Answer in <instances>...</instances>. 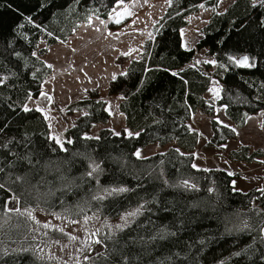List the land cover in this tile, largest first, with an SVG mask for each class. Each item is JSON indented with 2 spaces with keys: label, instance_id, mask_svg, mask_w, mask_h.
Masks as SVG:
<instances>
[{
  "label": "trees",
  "instance_id": "obj_1",
  "mask_svg": "<svg viewBox=\"0 0 264 264\" xmlns=\"http://www.w3.org/2000/svg\"><path fill=\"white\" fill-rule=\"evenodd\" d=\"M114 3L0 0V264H56L40 255L51 237L48 230L39 235L42 228L26 215L29 210L41 208L71 220L90 215L116 219L141 206V214L127 226L101 236L103 249L84 264H264V192L235 190V176L224 169L193 168L199 136L189 125L199 109L213 115L216 106H225L238 127L264 109V7L234 0L226 11L212 14L196 48L185 49L180 31L188 15L217 0H172L140 57L111 83V93L123 97L119 109L128 128L139 136L104 129L98 139L85 138L95 122L109 117L105 103L93 95L68 106L71 112L87 113L69 130L72 143L66 142L64 151L51 138L43 114L23 110L51 74L40 58L47 51L38 49L40 42L66 41L89 17L107 18ZM202 48L216 56L212 75L187 66ZM245 55L255 67L228 59ZM211 76L223 84L216 103L204 97ZM212 128L211 146L236 136L215 119ZM172 141L178 148L144 158L133 154L152 142ZM262 154H250L243 146L229 156L253 162ZM91 160L103 169L99 185L95 174L86 175ZM100 186L130 191L93 199L103 194ZM13 197L19 212L8 211Z\"/></svg>",
  "mask_w": 264,
  "mask_h": 264
},
{
  "label": "rangeland",
  "instance_id": "obj_2",
  "mask_svg": "<svg viewBox=\"0 0 264 264\" xmlns=\"http://www.w3.org/2000/svg\"><path fill=\"white\" fill-rule=\"evenodd\" d=\"M233 1L217 0L215 5L203 4V8L199 6L197 11L188 15V24L180 31L182 47L196 48L201 37V30L212 14L226 11ZM168 6L167 0H147V3L145 0H125L117 11L123 14L127 7L133 15L123 18L120 24L115 23L113 5L107 18L97 19V16H92L91 20L82 23L66 41H59L52 46H46L43 40L40 42L38 49L47 50L40 58L47 65H51V74L42 84L41 90L50 99L42 97L41 92L37 98H30L26 106L29 109H39L48 123L51 138L55 137L56 141H61L63 148L68 140H72L68 135L69 130L77 124L81 116L87 113V109L71 112L68 106L83 99H91L93 95L105 103V110L109 113V117L95 122L84 133L85 137H99L104 129L126 136H129L128 132L138 133L128 128L126 117L119 109L122 98L118 94L111 93V83L114 80L113 76L126 74L130 62L140 57L145 43L153 39L154 27L163 18ZM101 20L105 23L101 24ZM134 20L135 24H133ZM128 52H131L130 56L123 55ZM205 60L216 61V56L207 48H202L196 50L194 59L187 66L207 69L212 75L216 65L209 64V68H206L208 63H204ZM197 61L200 63H196ZM212 88H217L219 94L208 90L204 97L209 102L216 103L222 95L221 80L211 76L209 89ZM212 119L235 129L236 136L219 146H211L209 143L213 136ZM189 125L199 136L193 153L196 168H221L234 173L233 186L237 191L264 189V163H262L264 161V109L250 114L243 127H238L226 116L225 106H216L213 115L199 109L192 114ZM59 145L61 146L60 143ZM243 146L249 148L250 154L256 151L263 154L253 162L232 160L229 156L230 152ZM172 147L178 148L176 141L166 145L152 142L138 150L144 158L164 153ZM13 208H18L17 199L10 200L8 204V209ZM126 213L116 219L90 215L87 216L89 218L87 222H85L86 217L71 220L59 214L47 213L41 208L29 210L26 215L42 228L39 229L41 237L43 232L47 233V230L51 237V244L40 248L43 250H39L41 256L53 260L56 264H84L103 249L102 243L97 244L94 241L101 240V236L106 232L119 230L116 226L124 225L122 217ZM73 221L77 222L73 223ZM44 224H50V227L45 228Z\"/></svg>",
  "mask_w": 264,
  "mask_h": 264
},
{
  "label": "snow or ice",
  "instance_id": "obj_3",
  "mask_svg": "<svg viewBox=\"0 0 264 264\" xmlns=\"http://www.w3.org/2000/svg\"><path fill=\"white\" fill-rule=\"evenodd\" d=\"M78 2V0H77ZM125 3V0H115V3H114V7L112 9V12L115 14V23L117 24H120L122 19L127 17V16H131L133 15L132 12L128 11V8L125 7L124 9V13L122 14L121 12L117 11V8L120 6V5H123ZM145 3H147V0H145ZM167 3L169 6L172 5V0H167ZM200 7H204L203 4L200 5ZM253 7H264V0H253ZM28 22L31 23L32 20H31V17H28ZM97 19H99V16H97ZM89 20H91V17H89ZM101 24H104L105 22L103 20L100 21ZM136 21L134 20L133 21V24H135ZM262 23H264V21H262ZM19 27H23V25H20ZM39 27V26H38ZM99 30V29H97ZM49 35H51V33H49ZM111 35V34H110ZM118 35V34H117ZM33 55H35V53H33ZM123 55H131V52H128V53H123ZM229 61L233 62L234 64H236L237 66L239 67H244V68H253L255 67V62H250V58L249 56L245 55L243 57H240V58H236L234 56H229L228 57ZM196 63H200V61H197ZM204 63H208V64H212V65H216L217 64V61L215 60H205ZM48 67H51V65H48ZM219 67L221 68H224L225 65L223 64H220ZM173 75H175V73H173ZM116 77L113 76V79H115ZM214 83H218V82H214ZM209 91H212V92H216L217 94H219V90L217 88H212V89H209ZM41 96L42 97H45V98H48L50 99V97L47 96L46 93H41ZM123 98V97H121ZM25 112H28V111H31V109H29L27 106L24 107L23 109ZM39 110V109H37ZM126 132H128L127 129H125ZM232 131H235V129H232ZM116 135H120L119 133H116ZM128 135L129 136H132V135H136V136H139V133H131V132H128ZM87 139H93V138H96L98 139V137H85ZM53 139L55 140L56 138L53 137ZM57 143H60L61 144V148L62 150L64 151H67V149H63V145H62V142L57 140L56 141ZM67 143H72L71 140H68ZM222 147H227L226 145H222ZM137 158H143L141 156V152L139 150L135 151L133 153ZM29 163H31V161L29 160ZM262 163H264V161H262ZM89 167L91 168L90 171H88L86 173V175L88 177H93L94 174H95V178H96V183L97 185H99V174L102 173L103 169H101L100 167V164L97 163L95 160H91L90 163H89ZM193 168H196L197 166L195 164L192 165ZM0 171H3L2 168H0ZM229 175H234V173H229ZM17 179H22L21 177H17ZM185 186H187L188 182L187 181H184L183 182ZM235 184V181H233V185ZM3 187V184H0V188ZM194 187V185H193ZM99 191L102 192L103 194L100 195H94L93 196V199H96V200H103L105 197H112V196H118V195H121V194H124V193H127L130 191L129 188L127 187H120V186H117V187H104V186H100L99 188ZM258 191H261V192H264V189H258ZM13 200H16L17 198L16 197H13L12 198ZM141 207H138L136 208L135 210L133 211H129L127 212L123 217L122 219L124 220V225H117L116 227L118 229H122L123 227L127 226L131 220H134L138 215L141 214ZM8 211H16V212H19L20 209L19 208H13V209H8ZM30 214V213H29ZM87 219H89L88 217L85 218V222H87ZM77 221H73V223H76ZM43 227L47 228V227H50V224H44ZM60 231H63V229H60ZM99 231V230H97ZM174 235V233H172ZM93 235H95V233H93ZM71 239H76V237H71ZM153 239H155V237H153ZM95 243L99 244V243H102L101 240H95L94 241ZM58 243V241H57ZM23 251L27 252L29 251V249H23ZM40 251H43L42 249H40Z\"/></svg>",
  "mask_w": 264,
  "mask_h": 264
},
{
  "label": "water",
  "instance_id": "obj_4",
  "mask_svg": "<svg viewBox=\"0 0 264 264\" xmlns=\"http://www.w3.org/2000/svg\"><path fill=\"white\" fill-rule=\"evenodd\" d=\"M243 57V56H242Z\"/></svg>",
  "mask_w": 264,
  "mask_h": 264
}]
</instances>
